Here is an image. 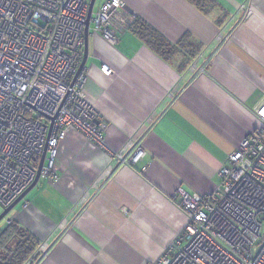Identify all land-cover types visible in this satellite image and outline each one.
<instances>
[{
    "label": "crops",
    "instance_id": "0c3cea01",
    "mask_svg": "<svg viewBox=\"0 0 264 264\" xmlns=\"http://www.w3.org/2000/svg\"><path fill=\"white\" fill-rule=\"evenodd\" d=\"M123 1L136 18L115 43L87 34L85 94L106 148L69 129L59 179L41 178L7 215L48 242L41 264H151L187 222L178 189L213 192L262 123L264 0ZM131 142L146 156L120 166L112 153Z\"/></svg>",
    "mask_w": 264,
    "mask_h": 264
},
{
    "label": "built area",
    "instance_id": "2783aa9c",
    "mask_svg": "<svg viewBox=\"0 0 264 264\" xmlns=\"http://www.w3.org/2000/svg\"><path fill=\"white\" fill-rule=\"evenodd\" d=\"M90 3L0 0V205L4 208L35 182L45 151L41 178L59 179L58 146L69 129L106 148L105 124L97 122L98 113L85 94V70H80ZM127 12L123 0H105L97 10L94 5L90 26L115 43L116 32L135 22L136 16ZM101 71L114 74L107 64ZM256 113L261 125L222 166L221 183L213 192L199 195L178 189L175 195L187 222L174 244L151 264H264V104ZM112 156L120 166H133L144 159L146 150L143 143L131 142ZM48 254L46 241L26 264H41Z\"/></svg>",
    "mask_w": 264,
    "mask_h": 264
},
{
    "label": "trees",
    "instance_id": "16d2710c",
    "mask_svg": "<svg viewBox=\"0 0 264 264\" xmlns=\"http://www.w3.org/2000/svg\"><path fill=\"white\" fill-rule=\"evenodd\" d=\"M39 246L40 242L11 222L0 230V264H26Z\"/></svg>",
    "mask_w": 264,
    "mask_h": 264
},
{
    "label": "water",
    "instance_id": "95a60500",
    "mask_svg": "<svg viewBox=\"0 0 264 264\" xmlns=\"http://www.w3.org/2000/svg\"><path fill=\"white\" fill-rule=\"evenodd\" d=\"M96 1L97 0H91V3H90V10H89V15H88V20H87V23H86V30H85V33H86L85 34V54H84V58H83L80 70H84L85 69V65H86L87 58H88V55H87V38H88L87 34H88V30L90 28V19H91L93 8H94V5H95ZM45 159H46V151L42 155V158H41V161H40V165L38 167V172H37V177H36L35 182L11 206H9L8 208H4L3 207L4 210L0 214V223L17 206L18 203H20L22 200L25 199L26 195L38 184V182L41 179V171H42V168L44 166Z\"/></svg>",
    "mask_w": 264,
    "mask_h": 264
},
{
    "label": "rangeland",
    "instance_id": "374dc122",
    "mask_svg": "<svg viewBox=\"0 0 264 264\" xmlns=\"http://www.w3.org/2000/svg\"><path fill=\"white\" fill-rule=\"evenodd\" d=\"M102 1L103 0H97L96 3H95V9L97 10L99 8V6L102 4ZM3 206L0 205V212L3 211ZM9 216V215H8ZM6 217L1 223H0V226L4 225L5 222H7V220L9 219V217Z\"/></svg>",
    "mask_w": 264,
    "mask_h": 264
}]
</instances>
